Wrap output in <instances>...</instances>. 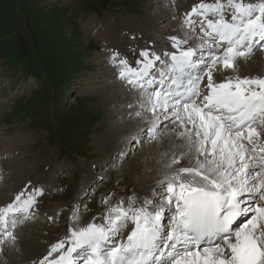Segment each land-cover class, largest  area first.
<instances>
[{
	"label": "snow or ice",
	"instance_id": "obj_1",
	"mask_svg": "<svg viewBox=\"0 0 264 264\" xmlns=\"http://www.w3.org/2000/svg\"><path fill=\"white\" fill-rule=\"evenodd\" d=\"M180 28L183 36L140 49L132 63L119 51L108 57L137 91L132 114L144 120L120 155L134 153L133 141L165 136L179 153L149 195L112 189L99 218L81 223L86 189L65 237L32 264H264V73L239 75L240 61L264 56V0H200ZM41 195L42 187L25 188L0 207V247L15 248L14 230Z\"/></svg>",
	"mask_w": 264,
	"mask_h": 264
},
{
	"label": "rangeland",
	"instance_id": "obj_2",
	"mask_svg": "<svg viewBox=\"0 0 264 264\" xmlns=\"http://www.w3.org/2000/svg\"><path fill=\"white\" fill-rule=\"evenodd\" d=\"M180 2L0 0V206L13 202L19 188H43V195L37 198L38 209L30 220L21 219L15 229V233L25 230L20 235L23 247L33 243L39 246L34 256L53 242L56 234L50 229L61 230L60 224L68 219L70 208L80 204L86 189L93 188L79 208L81 223L99 218L101 199L112 189L128 195L140 190L150 193L149 183L158 174L148 164H142L146 163L142 152L146 147L150 154L156 146L152 141H133L134 153L126 157L120 153L127 152L129 140L125 144L113 141L112 147H121L113 152L110 146L105 152L99 146L102 139L118 132V127L130 125L134 118L126 116V108L117 103L123 100L122 95L113 99L109 91L123 90L133 94L135 100L138 96L135 89L118 78L117 70L108 61L111 52L107 47L111 41L114 51L140 58L142 29L138 23L159 33L157 37L175 35L180 29L169 27L170 21L163 17L171 13V21L177 22L173 16L184 11ZM128 34L135 37L133 43L128 44L124 37ZM101 35L107 38L105 42ZM159 42L153 40L152 48L162 49L156 45ZM130 48L137 51L133 53ZM18 56L20 61L15 60ZM258 61L256 54L251 56L249 66ZM61 64L63 71L49 70ZM41 67L46 69L45 76L40 73ZM243 68L239 64V70ZM127 87L132 93L126 91ZM119 117L120 122L116 120ZM68 129L77 147L69 150H80L77 155L66 150L68 143L74 144L65 142ZM83 148L87 151L83 152ZM107 153H112L107 156L110 158H105ZM164 160L166 156L160 155L147 161L160 166ZM135 161L136 167H131ZM89 171L91 181L84 187ZM100 177L104 178L102 182ZM116 198L113 194L112 201ZM52 213L55 222L49 219Z\"/></svg>",
	"mask_w": 264,
	"mask_h": 264
},
{
	"label": "bare ground",
	"instance_id": "obj_3",
	"mask_svg": "<svg viewBox=\"0 0 264 264\" xmlns=\"http://www.w3.org/2000/svg\"><path fill=\"white\" fill-rule=\"evenodd\" d=\"M259 2L260 1H258L257 3H259ZM198 3H200V0H196V1H192V2H189L188 0H181L180 4L183 6L184 11H183L182 15H179V16H177V17L174 18V20L177 21V22L171 21V19H170V16H172L171 13H169V14L166 13V15L163 18H166L167 21H170L169 27H174V29H177V30L180 29V32L177 31L178 32L177 34L171 35V36H183L184 31H186V29L184 31H182L181 28H180V25L182 24V21H183V19L185 17V14L188 13V12H190L191 9H192V7L194 5H196V4H198ZM138 25H140L139 28L142 29V33H141V35H142V44H141V48L140 49H144V48L151 49L152 46H153V40H155L156 42H158L160 40V42L156 44V45H159L160 48H165V47H167L170 44V41H168L165 36H163V37H159L158 36L157 37V35H159V33L156 34L154 31H153L154 32L153 33V32H151V30H149V28H145L144 27V25H145L144 23H142V24H139L138 23ZM102 29H104V28H102ZM130 35L131 34H128V35L124 36L125 38L128 39V44L133 43V40L130 39ZM102 37H104V42H105V40L107 38L105 36H102ZM167 37H169V36H167ZM107 49H108V52L110 53L111 52L110 50L114 51L116 49V47L114 48L113 43L110 41ZM120 49L122 50L123 48L120 46ZM121 55L124 56V57H126L129 60L130 63H132L135 60V58L129 57L128 53L121 54ZM256 55L258 56L259 61L256 62V63H252V66H249L248 60L247 61H240L239 64H242L243 67H244L243 69L239 70V75L241 77L246 76V75H249V74L256 75L258 73H264V56H261L259 52ZM258 65H259V67H257ZM135 66L136 65L133 63V67H135ZM114 87H116V85H113L112 86V88H114ZM126 91L132 93L131 92L132 90H131L130 87H127L126 88ZM109 93L113 96V99H117V100H118V98H117L118 95L121 94L122 95V98L121 99H123V100L121 102H118L117 101V103H120L121 106H123V107L126 108L125 110H123L124 111V114H127L126 116L134 117V118H132V123L130 125L123 126V127H118L119 128V131L118 132L112 133L111 135L108 136V138L102 139L100 141L99 146H100L101 149H103V152H105L104 149L106 147H108V146L112 147L111 144H112L113 141H116V142L117 141H119V142L121 141V142H123V144H125L126 141L129 140L128 137H129V134L130 133L131 134H135V130L138 127H143L144 126V120H143V118L141 116H136V115L132 114V113L135 112V109L128 106L129 104H132L133 106L138 107V105L136 104V100L135 99H132L134 97L133 94H129L128 93V95H127L126 94L127 92H124L123 90H119V91L118 90H115V91L114 90H110ZM109 103L111 104V103H115V102H113V101L110 102L109 101ZM126 103H127V105H124ZM144 115L145 116H151V113H144ZM116 120L118 122H120V117L118 119H116ZM138 121H140V122H138ZM164 123L165 124H168V121H164ZM169 127H172V126L169 124ZM118 128H116V129H118ZM165 131H167V130L165 129ZM152 142L156 146H154V148L150 150L151 151L150 154L148 153V150L147 149L145 150L146 147L145 148L143 147L144 148V151L143 152L141 151L143 153L142 154L143 155L142 159L144 161H146V163H142V164H148L150 166V168L158 174V175H156L155 177L152 178V181L149 183V188H150L151 185L154 184V182L157 180L158 177H161L162 171L164 170L162 166L164 165L165 161H167L171 157L172 152L175 151L178 154L179 151H180V149H178V148L177 149H172V141H171V139L168 136H165L164 137L162 144H158L156 141H152ZM182 143H183V141L180 140V139H176L175 140V144H182ZM120 144H122V143H120ZM160 147H165L164 151L165 152H168V156H166V160H164V162L162 161L163 162L162 165H160V166L159 165L158 166H156V165L153 166V164L150 161H147V160H149L150 158L152 159L153 156H154V158H156V157L158 158V156L162 155L161 153H162L163 150ZM112 148H113L112 149V152L121 149V147H119V146L118 147H112ZM144 152H146V153L144 154ZM109 154H112V153H107L105 158H110V157H107ZM143 160L141 162H143ZM136 162L137 161H135L133 164H131L132 165L131 167H134V166L136 167ZM183 163H184V160L181 159L180 165H177V167L183 165ZM139 165H141V163ZM160 167H162V168L159 169ZM123 171H124V169H123ZM90 173L91 172L89 171V174H87L86 178L84 177L85 178V185H84V187L88 186L89 182L91 181V177L89 176V175H91ZM127 173H129V172H127ZM27 188L28 189H31L30 187H27ZM24 189H25V187H22L21 189L19 188L16 191V195L21 190H24ZM82 191H83V189L81 190V192ZM137 194H139L141 196H145V195H149L150 193H144L142 190H140ZM4 206H6V205H1L0 207H4ZM73 207H76V206H73ZM73 207H71L70 210H69V217H68V219L65 220V222L63 224H60V227L59 228H61V230H59V231L56 232L55 229H50V230H52V234H56L54 237H52L53 242L52 243H49V240L50 239L49 240H46L45 241L46 244L49 243L48 246L44 247L43 251H41L40 253H38L37 256H34V255L37 253L39 246L38 245L35 246V244L33 243L31 245L29 244L28 247L27 246L26 247L25 246L23 247V245H22V241L23 240H21V238H20L22 236L21 234H22V230L23 229L22 230L19 229L20 231H17L16 230V235H17V238L18 239H17V244H16L15 248L9 247L6 244L3 245L2 247H0V250H1L0 251V264H32V262H34V261H39L40 259H43V257L48 254V251H49L51 245L53 243H56L58 241V239H61V238H64L65 237V234L68 231V225H69V222H70L71 209ZM33 212H35V210ZM53 214L54 213H52V215H50V217H53L54 218V215ZM55 214H56V212H55ZM23 231H25V230H23ZM23 234H24V232H23ZM24 236H25V234H24ZM43 241H44V239H43ZM21 245H22V248L20 247ZM5 250H6V252H3Z\"/></svg>",
	"mask_w": 264,
	"mask_h": 264
},
{
	"label": "trees",
	"instance_id": "obj_4",
	"mask_svg": "<svg viewBox=\"0 0 264 264\" xmlns=\"http://www.w3.org/2000/svg\"><path fill=\"white\" fill-rule=\"evenodd\" d=\"M19 56H21V55H19ZM19 56H18L17 58H15V60H19V59H20V57H19Z\"/></svg>",
	"mask_w": 264,
	"mask_h": 264
}]
</instances>
